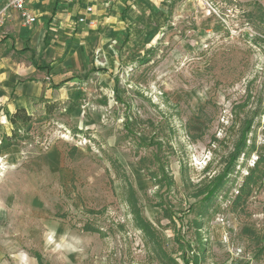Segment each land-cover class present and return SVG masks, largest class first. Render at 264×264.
I'll return each instance as SVG.
<instances>
[{
  "label": "rangeland",
  "instance_id": "obj_1",
  "mask_svg": "<svg viewBox=\"0 0 264 264\" xmlns=\"http://www.w3.org/2000/svg\"><path fill=\"white\" fill-rule=\"evenodd\" d=\"M153 1L0 149V264H264V0Z\"/></svg>",
  "mask_w": 264,
  "mask_h": 264
},
{
  "label": "crops",
  "instance_id": "obj_2",
  "mask_svg": "<svg viewBox=\"0 0 264 264\" xmlns=\"http://www.w3.org/2000/svg\"><path fill=\"white\" fill-rule=\"evenodd\" d=\"M8 1L0 0V9ZM153 2L27 0L28 15L35 18L32 24H26L18 11L10 10L0 25L1 110L9 118L19 109L32 115L37 104L44 108L68 98L54 92L66 91L69 84L81 81V74L76 78L72 74L86 65L101 36L122 34V18L129 21L132 14H142L146 4ZM88 8L92 12H87ZM80 18L85 21L80 23Z\"/></svg>",
  "mask_w": 264,
  "mask_h": 264
},
{
  "label": "trees",
  "instance_id": "obj_3",
  "mask_svg": "<svg viewBox=\"0 0 264 264\" xmlns=\"http://www.w3.org/2000/svg\"><path fill=\"white\" fill-rule=\"evenodd\" d=\"M61 85L62 84L57 85L56 88H58ZM57 105H58V103H51V104L46 105L45 106L46 114L50 115L53 111H55ZM0 113H1V107H0ZM9 121H10V124L12 125V127L15 131L13 132L12 135L4 136L2 138V140L0 142V149L2 151L18 145V142L20 139L18 131H20L21 128H24V126H27L28 124H30L32 122V116H30L25 109H19L10 116ZM245 146H246V144L244 141L243 144L240 146L238 152L232 157L233 160H235V161L237 160V158L239 157L241 152L244 150ZM261 163L264 164V154H262L257 159V162L255 163V166H254V169L250 172L249 176L246 177L244 185L242 186V189H241L242 193H241L239 200L244 195L249 194V191H250L249 187L253 183L256 182V173L259 170V165ZM228 171H230V170H228ZM231 171H233V169H231ZM230 172H228V173H230ZM226 176H222V177L218 178L215 181L213 187L208 191V193L206 194V198H205V201L207 202V204H210L214 200V198L216 197L218 192L225 187V185L227 184ZM164 179H166V177H164ZM200 217H203L202 214H200ZM138 228L143 230L146 233V235H148L149 239L153 238V235L155 236L154 229L149 223L142 222V223L138 224ZM149 232L151 234H149ZM188 248H189V246H188ZM37 257H38L37 259L40 262V264H42L41 257L40 256H37ZM185 263L187 264V262H185ZM193 264H197V262L194 261Z\"/></svg>",
  "mask_w": 264,
  "mask_h": 264
},
{
  "label": "built area",
  "instance_id": "obj_4",
  "mask_svg": "<svg viewBox=\"0 0 264 264\" xmlns=\"http://www.w3.org/2000/svg\"><path fill=\"white\" fill-rule=\"evenodd\" d=\"M27 0H9L3 8L0 9V25H3L4 19L7 15V12L10 10L18 11L25 18L26 24H32L35 22V18L30 17L27 12ZM87 12H92L91 8L87 9ZM85 20L83 18L79 19L80 23H83Z\"/></svg>",
  "mask_w": 264,
  "mask_h": 264
}]
</instances>
